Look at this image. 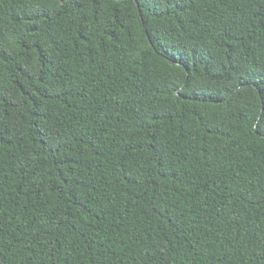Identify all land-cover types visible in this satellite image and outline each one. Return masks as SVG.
I'll return each instance as SVG.
<instances>
[{"label": "trees", "instance_id": "obj_1", "mask_svg": "<svg viewBox=\"0 0 264 264\" xmlns=\"http://www.w3.org/2000/svg\"><path fill=\"white\" fill-rule=\"evenodd\" d=\"M0 264H264V0H0Z\"/></svg>", "mask_w": 264, "mask_h": 264}]
</instances>
